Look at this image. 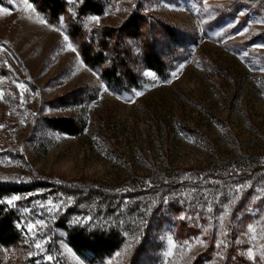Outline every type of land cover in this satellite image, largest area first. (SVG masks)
Masks as SVG:
<instances>
[{
    "label": "rangeland",
    "instance_id": "obj_1",
    "mask_svg": "<svg viewBox=\"0 0 264 264\" xmlns=\"http://www.w3.org/2000/svg\"><path fill=\"white\" fill-rule=\"evenodd\" d=\"M134 13L186 47L167 76L139 64L140 87L119 93L64 20L0 0V185L45 184L1 199L21 240L0 247V264H264V0H108L86 26ZM145 30L169 43L161 26ZM58 118L82 132L47 126ZM61 222L115 230L123 244L92 261Z\"/></svg>",
    "mask_w": 264,
    "mask_h": 264
},
{
    "label": "trees",
    "instance_id": "obj_2",
    "mask_svg": "<svg viewBox=\"0 0 264 264\" xmlns=\"http://www.w3.org/2000/svg\"><path fill=\"white\" fill-rule=\"evenodd\" d=\"M108 0H29L31 4L51 23L59 24L64 20L67 33L77 46L84 64L96 71L110 89L116 92L131 91L140 87V74L137 65L155 72L160 77L167 76L170 60L185 48L186 38L176 29L159 22H150L141 13L132 14L120 27H102L87 29L86 19L90 16H103ZM154 30L156 26L164 29L169 40L159 48L154 34H147L146 27ZM148 35V37H147ZM130 41L139 42L141 52L133 56ZM167 58H169L167 60ZM178 58V57H177ZM47 126L71 136L79 135L83 127L72 118L47 120ZM45 187V184L0 185L1 199L11 195H25ZM17 213L0 203V247L16 246L21 240L17 225ZM60 228L67 231L70 247L79 255L91 254L92 261H102L113 255L123 244L121 233L112 231L87 230L80 227H68L65 222Z\"/></svg>",
    "mask_w": 264,
    "mask_h": 264
},
{
    "label": "snow or ice",
    "instance_id": "obj_3",
    "mask_svg": "<svg viewBox=\"0 0 264 264\" xmlns=\"http://www.w3.org/2000/svg\"><path fill=\"white\" fill-rule=\"evenodd\" d=\"M93 19H97V18L94 17ZM65 39H67V37H65ZM69 47H71V45H69ZM137 94H139V93H137ZM237 191L239 192V189ZM19 199H20L19 196H13L10 200H8V204H12V202L14 200H19ZM37 247H39V244H37ZM49 259H51V257H49Z\"/></svg>",
    "mask_w": 264,
    "mask_h": 264
}]
</instances>
